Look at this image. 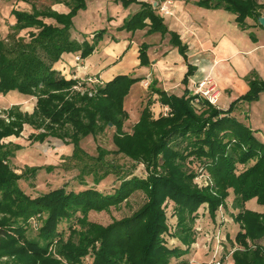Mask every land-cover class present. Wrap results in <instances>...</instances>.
I'll return each mask as SVG.
<instances>
[{
    "label": "trees",
    "instance_id": "obj_1",
    "mask_svg": "<svg viewBox=\"0 0 264 264\" xmlns=\"http://www.w3.org/2000/svg\"><path fill=\"white\" fill-rule=\"evenodd\" d=\"M89 1L57 0L68 7L67 14L51 7L33 6L31 12L13 9L16 24L0 39V95L18 92L36 99L32 114L14 106L7 121L0 110V264H84L87 257L91 264H173L186 256L196 241L194 228L200 208L205 205L214 218L230 196L236 212L233 220L240 228L233 263L264 264V213L246 208L253 199L264 205V143L232 115L239 103L258 99L264 82L250 80L247 94L227 111L203 99L196 104L197 97L188 91L178 97L158 89L159 102L170 108L168 116L156 117L151 110L154 101L149 99L128 133L125 123L130 115L125 100L142 78L119 75L93 86L67 79L54 68L65 54L80 52L81 58H88L104 38L106 29L91 34V43L85 37L82 43L72 38L75 16L87 9ZM114 1L124 8L140 6L119 30L135 33L148 29L150 35H169L171 44L186 57L187 49L178 34L168 29L159 13L160 3L169 0H158L156 7L145 1ZM198 4L229 11L244 30L248 18L258 22L261 16L258 0H201ZM148 48L147 44L140 48L143 66L149 64ZM194 72L189 65L185 84ZM26 126L34 142L52 138L70 145L69 158L80 166L82 181L91 177L97 186L117 177L119 185L111 194L94 187L77 191L62 187L32 198L20 181L41 168L26 167L17 174L11 160L22 146L3 142L20 137ZM109 128H114L115 151L98 147V155L90 156L81 148L82 140L98 138ZM111 155L123 156L137 166L143 164L148 177L135 176ZM194 163L199 165L197 169L192 167ZM240 167H244L241 172ZM202 174L210 177L212 186L197 187L195 180ZM139 191L147 201L131 216L106 227L88 221L90 212L119 207ZM169 201L174 203L177 217L173 231L165 210ZM36 217L41 227L37 237L31 238L30 221ZM64 222L69 224L67 239L59 230ZM168 235L186 249L169 247ZM6 257L8 260H3Z\"/></svg>",
    "mask_w": 264,
    "mask_h": 264
},
{
    "label": "crops",
    "instance_id": "obj_2",
    "mask_svg": "<svg viewBox=\"0 0 264 264\" xmlns=\"http://www.w3.org/2000/svg\"><path fill=\"white\" fill-rule=\"evenodd\" d=\"M4 1L6 0H0L3 3ZM138 1H145L154 7L158 5V0ZM199 1L201 0H169L159 5V13L168 25V29L178 34L182 45L187 49L186 57L171 44L172 39L169 35L163 36L159 33L150 35L147 34L148 29L135 33L118 31L116 34L115 31L123 25L124 20L140 9L139 5L132 4L125 9L126 16L124 14L122 18V25L110 23V41H101L88 58H81L79 62L77 57H81L80 52L65 54L54 68L67 79L95 78L98 84H105L119 75L142 78L141 82L132 86L129 95L138 86L139 92L134 99L138 98L141 106L146 96L148 100H153L154 108L161 109L156 117L163 114L166 108L170 111L168 106L159 102L156 90L178 97L183 96L186 91L194 95L197 85L206 77L212 76L221 91L217 108L227 111L234 102L247 94L250 89V80L260 79L264 82V27L255 19L248 18L246 21L248 28L244 30L236 23L234 14L224 9L200 6ZM258 3L262 7L260 17H264V0H258ZM18 4V7L14 9L26 12H31L33 6H36L34 2L31 3V0ZM117 6L122 7L121 4ZM49 7L62 14L69 12L64 3L47 8ZM162 7L169 11L168 14L161 11ZM46 22L50 23L51 20ZM3 24H6L8 28L0 39L7 37L10 28L16 24V18L8 20L0 14V27ZM74 31L71 32L72 38L82 43L84 37L76 36ZM143 44L149 46L147 51L149 64L146 66L141 65L140 60V48ZM189 65L195 69V72L185 84L184 79ZM148 80H150V86L145 88L143 82ZM8 96L9 94L0 95V99L3 101ZM128 96L125 100V108H127ZM35 105V98L21 95L20 99H10L9 103L0 104V110H9L18 106L23 113L32 114ZM232 115L248 126L253 135L264 143V91L259 94L256 101L239 103ZM139 119L140 117L136 118L135 125ZM13 138L14 136L10 138V141H13ZM246 206L251 211L264 213V205H259L257 199L249 201ZM200 253H202L201 259L208 262L210 256H205L203 250L193 252L191 250L179 260L178 264H197L195 256ZM232 264H234L233 261Z\"/></svg>",
    "mask_w": 264,
    "mask_h": 264
},
{
    "label": "rangeland",
    "instance_id": "obj_3",
    "mask_svg": "<svg viewBox=\"0 0 264 264\" xmlns=\"http://www.w3.org/2000/svg\"><path fill=\"white\" fill-rule=\"evenodd\" d=\"M21 2L22 0H6L4 3L0 2V4L3 3L0 5V14L8 20L13 19L14 16L11 14L12 9L18 7V3ZM33 2L38 8L58 4L57 0H31V3ZM125 9L127 8H124L123 6L118 7L114 0H91L88 2L87 9L79 11L78 15L75 16L74 34L82 38L85 37L91 43V34L106 29L107 32L104 34L102 41H110V23L115 22V25L117 26L118 24L122 25V18L124 17V14L126 16ZM7 28L6 24H3V26L0 27V38L7 32ZM118 31L121 30L117 28L115 31L116 34H118ZM81 81L91 84L89 79ZM96 84L98 83L92 85L95 86ZM138 92L139 87L137 86L127 98L128 104L126 110L131 116V118L125 123V131L128 133H132L136 118L140 117L144 104L148 100V96H146L141 106L138 98H136V100L134 99V97L138 95ZM20 98L21 94L18 92H12L8 97L3 99V101L0 99V104L5 105L9 103L10 99ZM131 100H133V102ZM151 110H153L154 115L157 116L161 109H158L157 107L154 108L153 106ZM8 111H10V109L2 110V118L5 120L8 118ZM30 130L31 129L26 126L20 137L14 136L15 139L13 138V141H10V138L12 137H9L4 139L3 142L8 145L22 146V149L16 152L11 160V166L17 174L25 172L26 167L41 168L35 173H28L29 176L27 180L23 179L20 181L21 188L32 198L62 187H66L68 191H77L85 189L86 187H94L105 194H111L114 192L115 187L119 185L116 180L117 177L105 180L97 186L94 185L91 177H86L85 180L82 181L79 177L80 166L77 162L72 161L69 158V155L72 154V147L70 145H65L63 141L57 139L52 140V138H49L44 143L34 142L30 139ZM113 134L114 128H109L98 138L94 139V137L90 136L82 140L81 148L90 156L98 155V147H102L109 151H115L116 147L113 143ZM110 158L116 159L124 169L132 171L133 174L139 178L146 179L149 175L143 164L137 166L134 162L123 156L118 157L111 155ZM192 167L197 169L199 165L194 163ZM243 169L244 167H240V172ZM195 184L198 188L204 189L212 186L213 181L205 174L204 176L197 177ZM146 201L147 197L144 192H136L128 202L123 203L119 207H112L110 210L102 212H90L88 215V221L106 227L114 221L131 216L134 212L139 210V208L141 209ZM232 204L233 196H230L226 201V207H221L214 218L208 212V208L205 207V205L198 211V218L194 228L196 241L192 245L191 250L192 252L203 250L205 256H210V259L207 260L208 262H205L201 259L202 253L197 254L195 256L197 264H216L217 261L221 262V264H232V253L239 246L235 242V237L240 229L239 225L233 220L236 212L232 209ZM174 207L175 205L171 201L165 204L168 222L172 231L177 224ZM30 222L32 229L28 232V235L31 238H35L37 237L39 227H41V222L39 221V217L31 219ZM59 230L65 234L66 239L69 237L70 230L68 223H62ZM167 243L171 248L181 247L186 249L185 246H182L180 241L169 235L167 236ZM3 260H8V258H3ZM91 262L90 257H87L84 260V264H91ZM179 262V260L177 262L175 259L173 264H178Z\"/></svg>",
    "mask_w": 264,
    "mask_h": 264
},
{
    "label": "built area",
    "instance_id": "obj_4",
    "mask_svg": "<svg viewBox=\"0 0 264 264\" xmlns=\"http://www.w3.org/2000/svg\"><path fill=\"white\" fill-rule=\"evenodd\" d=\"M161 11H163L166 14H168L169 12L164 7L161 8ZM80 60H81V57H77V61L79 62ZM89 82L91 84H95V83H98V80H96L95 78L94 79L92 78V79H89ZM143 85L145 88L147 87L149 88L150 80L144 81ZM194 95L197 97V99L195 100L196 104H198L203 99V100H206L212 106L217 107L220 96H221V91L215 79L212 76H208L197 85ZM169 112H170L169 109L166 108L163 112V115L168 116ZM7 121H9L8 118H7ZM201 176H204V175H201ZM216 264H221V262L217 261Z\"/></svg>",
    "mask_w": 264,
    "mask_h": 264
},
{
    "label": "water",
    "instance_id": "obj_5",
    "mask_svg": "<svg viewBox=\"0 0 264 264\" xmlns=\"http://www.w3.org/2000/svg\"><path fill=\"white\" fill-rule=\"evenodd\" d=\"M258 22H260V24L264 27V17H260Z\"/></svg>",
    "mask_w": 264,
    "mask_h": 264
}]
</instances>
